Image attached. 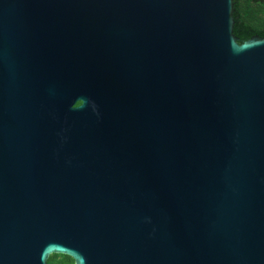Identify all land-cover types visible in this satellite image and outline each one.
Listing matches in <instances>:
<instances>
[{
	"label": "water",
	"instance_id": "water-1",
	"mask_svg": "<svg viewBox=\"0 0 264 264\" xmlns=\"http://www.w3.org/2000/svg\"><path fill=\"white\" fill-rule=\"evenodd\" d=\"M233 0H0V264H264V38Z\"/></svg>",
	"mask_w": 264,
	"mask_h": 264
},
{
	"label": "trees",
	"instance_id": "trees-1",
	"mask_svg": "<svg viewBox=\"0 0 264 264\" xmlns=\"http://www.w3.org/2000/svg\"><path fill=\"white\" fill-rule=\"evenodd\" d=\"M233 34L242 43L253 36L264 38V0H233ZM47 264H74L65 255H51Z\"/></svg>",
	"mask_w": 264,
	"mask_h": 264
},
{
	"label": "flooded vegetation",
	"instance_id": "flooded-vegetation-1",
	"mask_svg": "<svg viewBox=\"0 0 264 264\" xmlns=\"http://www.w3.org/2000/svg\"><path fill=\"white\" fill-rule=\"evenodd\" d=\"M74 263V262H73Z\"/></svg>",
	"mask_w": 264,
	"mask_h": 264
}]
</instances>
